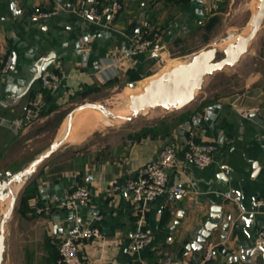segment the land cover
<instances>
[{
    "label": "crops",
    "instance_id": "1",
    "mask_svg": "<svg viewBox=\"0 0 264 264\" xmlns=\"http://www.w3.org/2000/svg\"><path fill=\"white\" fill-rule=\"evenodd\" d=\"M81 1L0 0V68L8 56L15 60L9 73H0V172H12L19 148L43 137L39 132L56 114L60 119L51 145L60 140L69 114L98 102L92 98L97 93L156 79L147 72L157 63L153 53H132L135 36L162 44L167 58L193 57L202 50L175 53L176 47L223 6V0H85L102 15L94 22L76 13ZM116 1L122 9L110 19L103 11ZM47 57L61 86L46 92L39 120L17 130L12 121L25 115L40 88L39 80L33 81L36 65ZM108 62L119 73L106 70ZM232 71L237 83L231 90L225 91L215 74L184 109L151 110L102 143H91L97 130L85 129L88 109L76 113L65 143L32 177L37 193L28 201L29 209L43 213L18 210L27 183L17 198L18 223L32 226L39 247L37 256L22 249L24 262L57 264L60 242L88 226H97L102 236L86 242L90 264H163L168 257L196 261L199 257L187 247L218 209L220 219L200 256L212 251L209 264H264V251L254 246L264 229V23ZM190 141L216 146L210 166L185 161L182 150ZM168 144L181 149L180 168L170 172L169 185L181 186L186 194L173 202L162 195L141 210L132 203L126 184ZM80 185L90 190V204L66 209V198ZM97 216L102 218L99 223L94 222ZM146 229L152 232L151 243L131 252L132 235ZM7 243L8 238L6 251ZM7 259L14 262L5 252V263Z\"/></svg>",
    "mask_w": 264,
    "mask_h": 264
},
{
    "label": "built area",
    "instance_id": "2",
    "mask_svg": "<svg viewBox=\"0 0 264 264\" xmlns=\"http://www.w3.org/2000/svg\"><path fill=\"white\" fill-rule=\"evenodd\" d=\"M122 6L120 3L113 2L109 7L103 11L104 15L110 16L113 19L117 15ZM76 13L83 17H91L96 22L102 19V15L98 12L96 7H87L86 1L79 2ZM53 14H39L40 18H48ZM132 53H153L156 54L157 62L159 64H166L167 57L165 54V47L158 43L147 40L142 35L134 37L132 42ZM15 64L13 56H8L2 61L0 68L1 74L9 73ZM105 69L113 68L116 73L120 69L115 63L108 62ZM40 88L34 91L32 98L28 102L25 115L22 118L12 121V127L17 130L29 128L41 117L46 92H55L61 86V78L54 69L47 68L42 72L39 80ZM181 149L176 145H166L162 148L156 160L149 162L139 170L136 177L130 179L126 184V191L130 195L132 203L140 209H145L147 205L155 201L162 195L167 196L170 202L184 196L186 191L181 186H170L169 177L172 170L180 168L179 153ZM217 148L213 144H198L190 141L183 151V157L187 163L205 168L213 163V156ZM91 192L85 186H77L66 198L64 207L66 209H77L86 207L90 204ZM259 207L263 206V202H257ZM43 209L36 208L32 214L41 215ZM102 221L101 216L94 218L95 223ZM102 236L97 226L80 228L76 234L69 236L62 240L59 244V261L57 264H90L88 255L86 253V242L101 240ZM152 241V232L150 230H138L132 237L129 244L131 252H139L147 247ZM254 246L257 250L264 251V229L260 230L256 236ZM214 254L208 251L202 254L196 261L188 259L175 260L173 257H168L163 264H209L213 259Z\"/></svg>",
    "mask_w": 264,
    "mask_h": 264
},
{
    "label": "rangeland",
    "instance_id": "3",
    "mask_svg": "<svg viewBox=\"0 0 264 264\" xmlns=\"http://www.w3.org/2000/svg\"><path fill=\"white\" fill-rule=\"evenodd\" d=\"M222 3L223 6L220 12H215L209 15L204 28L198 30L196 34L190 36L185 43L178 45L176 47L175 53L179 52L180 49L182 50V48H186V51L190 52L215 47L219 51L218 60H220L224 57L223 51L228 45L235 43L239 35L248 36L250 34L252 30L250 21L258 11L260 0H223ZM231 35H234L235 38L233 40H228V37ZM191 58L192 57L167 58L166 64H159L157 62L151 68L148 67L147 72L152 74L151 77L158 78L173 68L190 61ZM233 68H235V66L227 67L223 71L216 73L217 75L214 80H217V82L222 87L224 86L225 91L231 90L234 85L236 87L235 83H237V80L236 75L232 73ZM211 78L212 77L206 78L205 85H207V87L209 86L211 80H213ZM148 79L149 78L139 82L138 84H135L133 87L128 86L126 88H112L104 92H99L92 98L98 99V102L94 103L108 108L111 112L116 109L128 111L131 96L142 94L150 83V80ZM201 91L196 93V98L200 97ZM150 113L151 111H146L143 115H140L128 123L133 122V124H137V122H140V120L144 118L145 114L148 115ZM86 114H88V116L84 117L86 123H97L99 120L103 119V122L98 125H85L86 130H97V133L93 136L91 143H102L105 140H111V138H115L117 130H120L122 126L125 125L114 123V121H111V119H105L93 112L90 113L87 111ZM113 114L119 119L126 116V114L120 112ZM59 119L60 115L56 114L48 123L46 122L44 127H42V130L39 132L43 133V137L32 143L30 147L19 148L16 156L18 165H14L12 172L1 171L0 180H7V173L16 174L24 170L25 168L23 167L26 166V168H28L36 158H38L51 147V142L59 125ZM63 131L64 129H61V135L63 134ZM103 134L106 135L103 136ZM20 194L21 192L18 193V199ZM7 208V205L0 202V225L2 217L5 214ZM19 217L20 216L18 213L14 212L6 226V234L8 236V248L6 252L8 256L14 258V262H10V260L7 259L6 263L4 262V264H27V262H24L22 257V249L25 248H27L29 252H33L35 256L38 254V239L33 233L34 229L30 224H19ZM20 221L22 220L20 219ZM37 263L38 262H31L30 264Z\"/></svg>",
    "mask_w": 264,
    "mask_h": 264
},
{
    "label": "water",
    "instance_id": "4",
    "mask_svg": "<svg viewBox=\"0 0 264 264\" xmlns=\"http://www.w3.org/2000/svg\"><path fill=\"white\" fill-rule=\"evenodd\" d=\"M87 19L95 22L91 17H87ZM263 23L264 0H260L258 11L250 21L253 29L248 36L239 35L236 43L228 45L223 51L224 57L220 60H218V49L210 47L196 53L190 61L152 80L142 94L131 96L130 111L132 114L126 119H119L108 108L95 103L83 104L74 109L68 117L69 122L65 138L54 142L49 150L36 158L28 168L16 174L7 173V180H0V201H6L11 194L10 206L3 215L0 225V264H3L5 259L6 226L14 213L18 198V194H15L12 190V185L14 183L25 184L36 173L39 165L62 147L71 132L73 118L76 113L84 109H94L102 112L106 117L115 120L117 123L124 125L143 115L146 111L160 108L168 112L180 111L195 100L196 93L202 90L206 78L213 77L217 72L223 71L227 67H234L239 63L241 58L247 54L251 42L258 34ZM234 38L235 36L231 35L228 37V40H233ZM153 56L156 57V54H153ZM49 61L50 57H47L42 58L38 62L34 82L40 80L42 72L50 66V64H47ZM219 219V210L215 209L204 228L198 232L195 242L190 244L187 250H192L196 257H200Z\"/></svg>",
    "mask_w": 264,
    "mask_h": 264
},
{
    "label": "bare ground",
    "instance_id": "5",
    "mask_svg": "<svg viewBox=\"0 0 264 264\" xmlns=\"http://www.w3.org/2000/svg\"><path fill=\"white\" fill-rule=\"evenodd\" d=\"M252 29H253V28H252ZM251 31H252V30H251ZM158 78H159V77H158ZM130 105H131V101L129 102V109H128V111L123 110V109H116V110H114L112 113H118V112H120V113L126 114V116L123 117V118H121V120L126 119V118H128L129 116H131V114H132V112L130 111ZM81 111H82V110H81ZM88 111H89L90 113L93 112V113H95V114H98L99 116H102V117L105 118V119L110 120V118L106 117V116H105L102 112H100V111H97V110H94V109H88ZM111 121H114V123H117V122H115V120H112V119H111ZM68 122H69V120L67 119V123H66V125L64 126L63 134L59 137L60 139H63V138L66 137V134H67V128H68ZM102 122H103V119L99 120L97 123H87V124H85V125L93 126V125H98V124H100V123H102ZM23 186H24V183H14V184L12 185V190H13V192H14L15 194H18V193L22 190ZM0 202H1L2 204L7 205V206L9 207V206H10V203H11V194H10L9 198H8L6 201H0ZM7 209H8V208H7ZM6 211H7V210H6Z\"/></svg>",
    "mask_w": 264,
    "mask_h": 264
},
{
    "label": "trees",
    "instance_id": "6",
    "mask_svg": "<svg viewBox=\"0 0 264 264\" xmlns=\"http://www.w3.org/2000/svg\"><path fill=\"white\" fill-rule=\"evenodd\" d=\"M148 77V75H147ZM135 80L137 79V81H140V77H135ZM37 193V188L35 186V181L32 179V177L27 181V185L24 189V191L21 194V198H20V203H19V208L18 210H23L24 213H28V212H34V209H29V204L28 201L34 197V195Z\"/></svg>",
    "mask_w": 264,
    "mask_h": 264
}]
</instances>
